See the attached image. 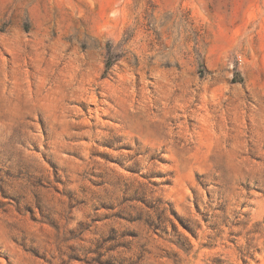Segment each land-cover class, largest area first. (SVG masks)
<instances>
[{"label":"rangeland","instance_id":"1","mask_svg":"<svg viewBox=\"0 0 264 264\" xmlns=\"http://www.w3.org/2000/svg\"><path fill=\"white\" fill-rule=\"evenodd\" d=\"M0 264H264V0H0Z\"/></svg>","mask_w":264,"mask_h":264},{"label":"trees","instance_id":"2","mask_svg":"<svg viewBox=\"0 0 264 264\" xmlns=\"http://www.w3.org/2000/svg\"><path fill=\"white\" fill-rule=\"evenodd\" d=\"M107 67L109 68L110 67V64H108Z\"/></svg>","mask_w":264,"mask_h":264}]
</instances>
